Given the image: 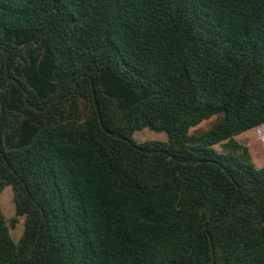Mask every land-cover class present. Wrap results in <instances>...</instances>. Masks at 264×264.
<instances>
[{
	"label": "trees",
	"instance_id": "16d2710c",
	"mask_svg": "<svg viewBox=\"0 0 264 264\" xmlns=\"http://www.w3.org/2000/svg\"><path fill=\"white\" fill-rule=\"evenodd\" d=\"M253 129L264 0H0V264H264Z\"/></svg>",
	"mask_w": 264,
	"mask_h": 264
},
{
	"label": "rangeland",
	"instance_id": "374dc122",
	"mask_svg": "<svg viewBox=\"0 0 264 264\" xmlns=\"http://www.w3.org/2000/svg\"><path fill=\"white\" fill-rule=\"evenodd\" d=\"M81 114L85 113L86 105L84 102H79ZM213 124L210 121L204 122L198 128L192 131V134H202L211 128ZM250 137V152L254 161L264 166V136H261L256 129L249 131ZM137 143H144L152 140L167 141V135L164 132H154L150 129H144L143 131L136 132L133 136ZM0 204L4 216L8 222V226L11 228V234L15 241H18L24 231V217H19L16 226H11V220L16 217L14 193L11 187H6L0 194Z\"/></svg>",
	"mask_w": 264,
	"mask_h": 264
},
{
	"label": "built area",
	"instance_id": "2783aa9c",
	"mask_svg": "<svg viewBox=\"0 0 264 264\" xmlns=\"http://www.w3.org/2000/svg\"><path fill=\"white\" fill-rule=\"evenodd\" d=\"M263 142H264V139H263Z\"/></svg>",
	"mask_w": 264,
	"mask_h": 264
}]
</instances>
